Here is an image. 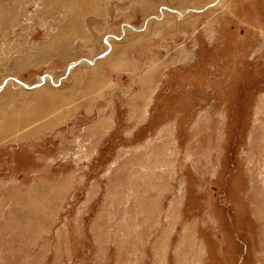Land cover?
Here are the masks:
<instances>
[{
    "label": "rangeland",
    "instance_id": "1",
    "mask_svg": "<svg viewBox=\"0 0 264 264\" xmlns=\"http://www.w3.org/2000/svg\"><path fill=\"white\" fill-rule=\"evenodd\" d=\"M0 264H264V0H0Z\"/></svg>",
    "mask_w": 264,
    "mask_h": 264
}]
</instances>
